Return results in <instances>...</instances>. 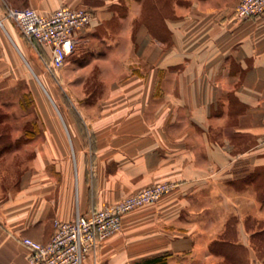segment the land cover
<instances>
[{
	"label": "crops",
	"instance_id": "0c3cea01",
	"mask_svg": "<svg viewBox=\"0 0 264 264\" xmlns=\"http://www.w3.org/2000/svg\"><path fill=\"white\" fill-rule=\"evenodd\" d=\"M238 2L0 0V16L62 5L94 15L56 71L67 96L56 116L20 134L0 122V264H29L19 239L49 241L54 219L159 182L169 191L125 213L83 264H264V13L241 20ZM24 52L36 65L5 19L0 98L19 83L39 94Z\"/></svg>",
	"mask_w": 264,
	"mask_h": 264
},
{
	"label": "built area",
	"instance_id": "2783aa9c",
	"mask_svg": "<svg viewBox=\"0 0 264 264\" xmlns=\"http://www.w3.org/2000/svg\"><path fill=\"white\" fill-rule=\"evenodd\" d=\"M263 13L264 0H239L235 7V14L241 20ZM5 19L14 22L39 58L42 55L48 57V61L44 62L47 70L51 66L60 67L73 53L81 34L93 22L94 15L86 8L66 5L43 13L31 7H11L0 16L1 26ZM170 187L168 182L154 183L110 205L92 208L85 213L78 211L72 219H54V233L49 241L41 243L30 237L19 239L28 250V263L83 264L88 257L95 259L98 246L121 230L125 213L157 202Z\"/></svg>",
	"mask_w": 264,
	"mask_h": 264
},
{
	"label": "rangeland",
	"instance_id": "374dc122",
	"mask_svg": "<svg viewBox=\"0 0 264 264\" xmlns=\"http://www.w3.org/2000/svg\"><path fill=\"white\" fill-rule=\"evenodd\" d=\"M23 54L27 59L26 53L24 52ZM70 57H72V55ZM40 58L44 62L48 59L46 56H42ZM40 58H34L36 65L30 61L33 59H27L32 67L31 70H29L27 65L24 63V66L29 71L28 74L31 75L32 83H34L39 90V94H36V98L33 99L32 95L30 96L29 94H24L26 88H28L26 83H19L16 87H14V89L12 88L10 91L3 92L2 97L0 98V122L10 123V125L15 124L16 134H20L22 132L24 123L27 124V127H31L37 123H43L44 117L47 115L46 112L53 113L56 116V105H59V99H62L66 104L65 98L67 96L66 94H62V87L56 80V71L59 67L51 66L46 70V68H43ZM37 67H41L42 70L40 71ZM35 74L41 80L42 85L35 79ZM78 85L79 84H77V86ZM64 88H66V86ZM6 131L1 126L0 132H3L2 136H7ZM259 176L258 188L261 192L259 197L264 198V173H260ZM258 247L261 249V256H263L264 242Z\"/></svg>",
	"mask_w": 264,
	"mask_h": 264
},
{
	"label": "trees",
	"instance_id": "16d2710c",
	"mask_svg": "<svg viewBox=\"0 0 264 264\" xmlns=\"http://www.w3.org/2000/svg\"><path fill=\"white\" fill-rule=\"evenodd\" d=\"M41 54H43V53H41ZM42 56H45V55H42ZM47 61H48V59H47ZM141 264H168V263H167L166 257L163 255H160V256H154V257L146 258L141 262Z\"/></svg>",
	"mask_w": 264,
	"mask_h": 264
}]
</instances>
